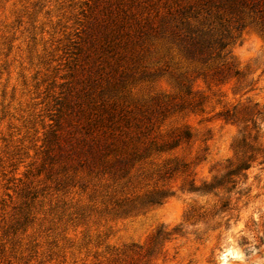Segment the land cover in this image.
<instances>
[{
    "label": "rangeland",
    "instance_id": "1",
    "mask_svg": "<svg viewBox=\"0 0 264 264\" xmlns=\"http://www.w3.org/2000/svg\"><path fill=\"white\" fill-rule=\"evenodd\" d=\"M198 2L0 0V264H264L261 157L188 190L237 162L224 112L264 111V33L189 54Z\"/></svg>",
    "mask_w": 264,
    "mask_h": 264
},
{
    "label": "trees",
    "instance_id": "2",
    "mask_svg": "<svg viewBox=\"0 0 264 264\" xmlns=\"http://www.w3.org/2000/svg\"><path fill=\"white\" fill-rule=\"evenodd\" d=\"M196 5L186 4L181 9L183 18L194 16L195 18L204 12L205 19L201 22V27H197L193 33L187 35L185 49L189 54H203L213 46L214 29L216 22L224 27H229L230 22H234L238 29L245 27V17H252L259 20V24L264 33V0H200ZM184 22V21H183ZM189 23L187 22V25ZM228 30L227 28H225ZM221 50L227 46L224 37L220 40ZM264 111L258 108L257 104H244L240 108L233 107L224 112L226 120L235 123H243L239 130V136L234 141V150L237 162L230 164L229 171L221 176H214L211 181H203L197 185L195 181L189 183L188 190L198 193H210L223 188L226 183L237 184L238 180L234 176L243 175L247 179V170L252 167L254 161L260 157L259 163H264V147L260 143V126L254 120L255 116L264 119ZM186 136L191 138V132L186 130ZM179 138L177 141L179 142ZM217 195V193L215 194ZM151 202L160 203V199H151ZM225 206V205H223ZM170 232L158 229L155 235L156 242L168 238ZM244 242H241L243 245Z\"/></svg>",
    "mask_w": 264,
    "mask_h": 264
}]
</instances>
